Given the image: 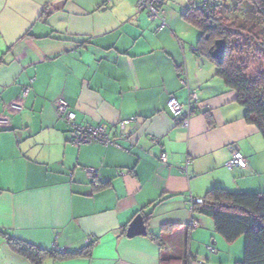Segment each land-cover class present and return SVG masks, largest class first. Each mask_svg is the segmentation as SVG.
<instances>
[{
	"label": "crops",
	"instance_id": "0c3cea01",
	"mask_svg": "<svg viewBox=\"0 0 264 264\" xmlns=\"http://www.w3.org/2000/svg\"><path fill=\"white\" fill-rule=\"evenodd\" d=\"M189 7L165 0L162 28L134 0H0V117L10 120L0 126V230L62 254L92 245L89 257L42 264L243 260L244 237L227 243L212 218L194 212V199L214 188L264 193V138L197 52L201 32L183 18ZM194 93L183 127L167 104L175 98L187 109ZM61 98L78 124L105 125L116 145H72ZM13 102L24 110L12 111ZM234 151L248 169L226 166ZM138 215L147 235L129 238ZM0 264L32 263L0 236Z\"/></svg>",
	"mask_w": 264,
	"mask_h": 264
},
{
	"label": "trees",
	"instance_id": "16d2710c",
	"mask_svg": "<svg viewBox=\"0 0 264 264\" xmlns=\"http://www.w3.org/2000/svg\"><path fill=\"white\" fill-rule=\"evenodd\" d=\"M214 1L213 16L206 14L203 0L200 5L190 0V7L183 18L201 32L197 52L216 65L218 77L237 93V102L245 109L246 122L256 126L264 138V73L253 78L247 77L248 67L234 62L232 42L235 38L244 37L245 33L235 25H228L217 18L218 11L226 0ZM245 1L264 25V0ZM218 40H223L226 45L221 60L213 56ZM250 40L255 42L254 37ZM194 212L212 218L216 232L227 243L231 244L244 237V258L237 264H264V193L231 192L225 188H214L209 191L202 204L194 207ZM0 236L6 239L14 252L24 256L32 264H42L49 257L66 259L91 255L92 245L76 253L62 254L39 249L3 230H0Z\"/></svg>",
	"mask_w": 264,
	"mask_h": 264
},
{
	"label": "built area",
	"instance_id": "2783aa9c",
	"mask_svg": "<svg viewBox=\"0 0 264 264\" xmlns=\"http://www.w3.org/2000/svg\"><path fill=\"white\" fill-rule=\"evenodd\" d=\"M111 0H102L103 4L109 3ZM214 0H203V4L206 7L205 12L208 16H213L215 14ZM136 9L140 12H146L150 19L160 20L161 27L166 26L165 22V0H134ZM213 6V8H212ZM179 76L182 84L188 85V74L185 67L179 69ZM29 93V88H25L23 91V97L26 98ZM198 104V96L194 93L190 97V102L185 109V106L177 101L175 98H171L168 101V110L171 114L175 116H180L179 123L183 127L189 126V120L192 113L195 111ZM10 109L15 112H21L24 110L23 103L13 102L10 105ZM56 110L58 116L69 126V142L77 147L83 145H88L91 143H100L104 146L116 145L114 139L109 136L107 128L105 125L100 124L97 126H83L77 123L76 113L70 109L68 102L61 98L56 102ZM135 119H128L121 122V125H129ZM10 125V120L5 117H0V126L7 127ZM133 146V145H132ZM166 159V154L162 155V160ZM248 160L247 158L238 151L233 152V158L227 163V167L248 169ZM86 176L90 179H96L98 177V171L96 169H86ZM196 205L203 203V199H194ZM197 226V225H193ZM91 240H89L90 242ZM211 249V248H210ZM214 251L213 249H211Z\"/></svg>",
	"mask_w": 264,
	"mask_h": 264
},
{
	"label": "rangeland",
	"instance_id": "374dc122",
	"mask_svg": "<svg viewBox=\"0 0 264 264\" xmlns=\"http://www.w3.org/2000/svg\"><path fill=\"white\" fill-rule=\"evenodd\" d=\"M200 2L197 0V4ZM217 18L228 25H235L245 33L244 37L235 38L232 42L234 62L248 67L247 77L253 78L264 73V25L259 22L254 10L245 0H226ZM253 37L255 42L250 40Z\"/></svg>",
	"mask_w": 264,
	"mask_h": 264
},
{
	"label": "water",
	"instance_id": "95a60500",
	"mask_svg": "<svg viewBox=\"0 0 264 264\" xmlns=\"http://www.w3.org/2000/svg\"><path fill=\"white\" fill-rule=\"evenodd\" d=\"M225 50V42L223 40H218L216 42V49L213 52L214 58L221 60ZM142 235H147V226L144 217L142 215H138L129 225L127 230V236L129 238H134L136 236Z\"/></svg>",
	"mask_w": 264,
	"mask_h": 264
}]
</instances>
